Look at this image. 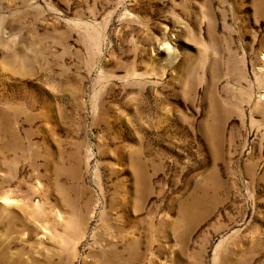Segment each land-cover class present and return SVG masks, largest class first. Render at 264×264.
<instances>
[{"label":"rangeland","instance_id":"1","mask_svg":"<svg viewBox=\"0 0 264 264\" xmlns=\"http://www.w3.org/2000/svg\"><path fill=\"white\" fill-rule=\"evenodd\" d=\"M0 264H264V0H0Z\"/></svg>","mask_w":264,"mask_h":264}]
</instances>
